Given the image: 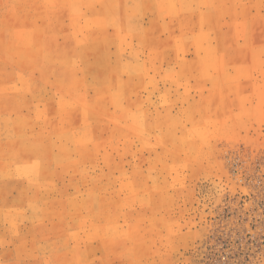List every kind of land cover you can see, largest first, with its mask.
Instances as JSON below:
<instances>
[{
	"label": "rangeland",
	"instance_id": "374dc122",
	"mask_svg": "<svg viewBox=\"0 0 264 264\" xmlns=\"http://www.w3.org/2000/svg\"><path fill=\"white\" fill-rule=\"evenodd\" d=\"M0 264H264V0H0Z\"/></svg>",
	"mask_w": 264,
	"mask_h": 264
},
{
	"label": "bare ground",
	"instance_id": "6f19581e",
	"mask_svg": "<svg viewBox=\"0 0 264 264\" xmlns=\"http://www.w3.org/2000/svg\"><path fill=\"white\" fill-rule=\"evenodd\" d=\"M192 25V24H191ZM160 36V35H159ZM155 51V50H154ZM157 51V50H156ZM220 90V89H219Z\"/></svg>",
	"mask_w": 264,
	"mask_h": 264
}]
</instances>
